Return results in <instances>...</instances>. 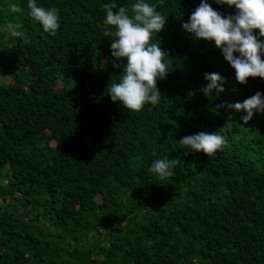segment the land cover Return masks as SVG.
I'll list each match as a JSON object with an SVG mask.
<instances>
[{
	"label": "trees",
	"instance_id": "1",
	"mask_svg": "<svg viewBox=\"0 0 264 264\" xmlns=\"http://www.w3.org/2000/svg\"><path fill=\"white\" fill-rule=\"evenodd\" d=\"M36 2L59 9L55 35L28 0H0V264H264V114L245 124V111L217 107L264 93V78L239 84L214 41L183 29L201 0H145L168 17L152 42L173 70L157 82L159 103L139 112L109 95L126 60L112 56L102 7L131 15L137 0ZM10 22L30 43L5 31ZM213 72L226 91L205 95ZM229 115L214 156L179 142ZM164 157L180 164L160 179L148 169Z\"/></svg>",
	"mask_w": 264,
	"mask_h": 264
},
{
	"label": "clouds",
	"instance_id": "2",
	"mask_svg": "<svg viewBox=\"0 0 264 264\" xmlns=\"http://www.w3.org/2000/svg\"><path fill=\"white\" fill-rule=\"evenodd\" d=\"M220 5L235 6L234 15L225 16L214 10L208 0H201L200 5L192 12L188 22L182 25L186 32L194 34L197 39L212 42L221 49L224 59L236 72V80L245 85L250 77L264 78V0H215ZM106 12L104 24L113 26L105 28L104 36L112 37V56L116 60H126L118 83L109 84V95L113 102L119 101L129 110L139 112L146 104L156 106L161 99V91L157 86L158 80L167 78L173 70L167 52L162 50L160 41H153L154 34L166 28L167 18L156 10L154 5L145 0H137L129 10L115 3L102 5ZM29 16L42 24L45 31L55 35L60 27L59 9L55 6H38L36 0H28ZM12 12H19L16 4L10 5ZM118 9V11H113ZM20 23H7L5 31L12 37L30 40L20 31ZM258 30V32L256 31ZM239 55H236V54ZM121 64L114 63V68H121ZM207 85L200 89L205 95L211 96L215 90L218 93L226 91V78L220 73H206ZM189 97L194 92L188 93ZM218 108L227 107L236 111H245L247 115L241 117L247 124L259 112L264 114V93L245 99L243 103H227L218 105ZM232 117L229 115L226 124L212 133L199 132L184 136L179 142L189 146L192 152H203L209 157L227 143L228 133L232 130ZM155 155V153H153ZM180 164L179 158L164 157L156 159L148 169L150 173L164 179L173 175V169Z\"/></svg>",
	"mask_w": 264,
	"mask_h": 264
},
{
	"label": "rangeland",
	"instance_id": "3",
	"mask_svg": "<svg viewBox=\"0 0 264 264\" xmlns=\"http://www.w3.org/2000/svg\"><path fill=\"white\" fill-rule=\"evenodd\" d=\"M1 80L11 81L12 78L8 77L7 79H1Z\"/></svg>",
	"mask_w": 264,
	"mask_h": 264
}]
</instances>
